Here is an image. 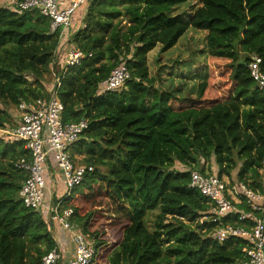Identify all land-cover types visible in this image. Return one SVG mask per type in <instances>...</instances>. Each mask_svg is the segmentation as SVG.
Masks as SVG:
<instances>
[{"label": "trees", "instance_id": "trees-1", "mask_svg": "<svg viewBox=\"0 0 264 264\" xmlns=\"http://www.w3.org/2000/svg\"><path fill=\"white\" fill-rule=\"evenodd\" d=\"M190 2L185 18L178 7ZM81 13L60 40L38 11L0 1V129L15 125L10 106L50 98L45 79L59 52L61 121H87L71 155L92 168L63 207L95 249L93 264H243L246 239L212 238L217 224L208 200L189 187V171L211 173L207 164L263 191L264 90L248 63L259 57L264 72V0H87ZM190 28L206 32L205 50L193 54L207 55L205 72L160 88L147 55L157 45L168 51ZM69 46L82 57L66 67ZM118 64L130 78L100 93ZM21 157H30L24 143L0 136V264H40L57 248L52 224L19 196Z\"/></svg>", "mask_w": 264, "mask_h": 264}, {"label": "built area", "instance_id": "built-area-1", "mask_svg": "<svg viewBox=\"0 0 264 264\" xmlns=\"http://www.w3.org/2000/svg\"><path fill=\"white\" fill-rule=\"evenodd\" d=\"M7 1L19 11L36 10L47 17L50 21V31L60 29V40L67 31L71 33L77 28L78 14H74L87 3V0ZM81 57V51L71 46L66 51L64 65H77ZM260 64L261 59L253 55L248 68L258 88L264 90V72ZM54 78V91L50 98L20 102L15 109L16 124L0 129V136L22 141L29 150V158L21 157L14 164L25 175L19 196L24 206L38 211L52 226H59L69 232L74 254L66 264H93L95 249L71 222L73 210L63 207L64 199L71 195L73 188L79 185L86 172L92 169L91 166L76 164L71 155V145L87 127V121L85 118L70 123L61 121L63 104L57 98L60 82L59 78ZM129 78L130 71L127 66L118 64L102 81L99 92H118ZM48 166L60 172L64 183V191L59 197L47 192ZM189 178V187L198 190L210 205L209 219L217 224L212 238L224 242L231 237H243L249 245L248 259L243 264H264V188L262 192L252 190L241 182L232 183L225 177L195 169L189 171ZM240 204L247 209L239 208ZM226 216H236L237 220L224 223ZM245 222H251V225L245 226ZM61 260L62 254L56 248L45 254L40 264H60Z\"/></svg>", "mask_w": 264, "mask_h": 264}, {"label": "rangeland", "instance_id": "rangeland-1", "mask_svg": "<svg viewBox=\"0 0 264 264\" xmlns=\"http://www.w3.org/2000/svg\"><path fill=\"white\" fill-rule=\"evenodd\" d=\"M1 2L7 1V0H0ZM193 3H186L178 7V11H182L185 15V18L193 11L191 8V5ZM78 13L75 12L74 16H76ZM71 31V30H70ZM205 36L206 32L202 30H195V29H189L187 33L180 38L174 47L169 49L168 51L159 54L160 46L157 45L153 50H151L147 55L148 65H149V72L151 76L156 77L158 79V82L160 83V88H165L166 85H178L179 82L186 80L188 84H191L193 81L197 80V78H192L189 80L190 75L198 74L203 71L205 72V62H206V54H203V56H199L197 54L196 57H193V54L196 52V50H205ZM71 46H69L70 48ZM67 48V50L69 49ZM55 60L54 65L51 66V72L45 79V87L47 89H51V87L55 83V73L56 69L59 66V59L60 55L59 52H55ZM178 60V61H176ZM190 64V65H189ZM189 65V66H188ZM61 66V65H60ZM159 76V77H158ZM170 77V79H173L172 81H163L164 79ZM15 109L16 107L10 106L7 110L11 114V122L12 124H16L17 118L15 115ZM81 156L75 155L74 161L76 164H81ZM205 166V164H204ZM207 168L206 170L208 172H215L214 168L211 167V169L206 164ZM209 168V169H208ZM263 178H264V171H262ZM105 254L103 255V258H100L101 262L104 261Z\"/></svg>", "mask_w": 264, "mask_h": 264}, {"label": "crops", "instance_id": "crops-1", "mask_svg": "<svg viewBox=\"0 0 264 264\" xmlns=\"http://www.w3.org/2000/svg\"><path fill=\"white\" fill-rule=\"evenodd\" d=\"M80 8L78 10V16L76 17V22H79V18L82 16ZM70 34V33H69ZM64 183L62 181L60 172L54 169L52 166H48L47 170V192L50 195L59 197L64 191ZM52 235L57 244V249L62 254V260L60 264H66L74 254V245L72 243L69 232L60 228L59 226H52Z\"/></svg>", "mask_w": 264, "mask_h": 264}]
</instances>
